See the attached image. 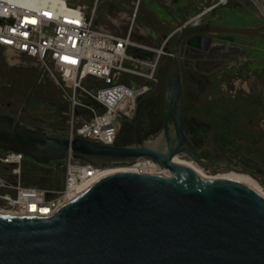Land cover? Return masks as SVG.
Returning a JSON list of instances; mask_svg holds the SVG:
<instances>
[{
    "label": "water",
    "instance_id": "95a60500",
    "mask_svg": "<svg viewBox=\"0 0 264 264\" xmlns=\"http://www.w3.org/2000/svg\"><path fill=\"white\" fill-rule=\"evenodd\" d=\"M178 24L162 132L154 141L125 146L70 139L0 112V150L40 166L57 170L71 152L95 167L147 159L172 172L106 175L47 216L0 213V264H264V196L236 180L203 178L173 161L186 154L202 168L217 163L201 157L184 129V44L208 50L210 35L264 38V23ZM39 105L55 104L31 93L21 113ZM233 170L262 182L249 170Z\"/></svg>",
    "mask_w": 264,
    "mask_h": 264
},
{
    "label": "built area",
    "instance_id": "2783aa9c",
    "mask_svg": "<svg viewBox=\"0 0 264 264\" xmlns=\"http://www.w3.org/2000/svg\"><path fill=\"white\" fill-rule=\"evenodd\" d=\"M99 1L94 0L89 10L70 0H0V48L36 60L53 80L68 106L65 135L110 145L116 143L121 126L134 117L136 103L150 89L149 83L157 81L161 59L173 56L169 42L181 26L177 23L158 45L144 44L133 37L141 0L133 1L123 32L110 27L124 18L122 10L115 16L105 13L106 22H97ZM231 1L197 0L195 14L178 22L183 26L216 22L215 12ZM250 1L264 9L261 0ZM25 160L21 153L0 150V213L51 215L71 200L70 191L89 187L109 169L95 167L70 152L64 164L65 185L38 187L24 183ZM130 166L140 173L166 170L147 159Z\"/></svg>",
    "mask_w": 264,
    "mask_h": 264
},
{
    "label": "rangeland",
    "instance_id": "374dc122",
    "mask_svg": "<svg viewBox=\"0 0 264 264\" xmlns=\"http://www.w3.org/2000/svg\"><path fill=\"white\" fill-rule=\"evenodd\" d=\"M72 4L82 3L87 5L90 10L94 6V0H70ZM148 0H143L147 3ZM164 2V0H163ZM197 6V0H193ZM142 0L138 12L136 23L140 19ZM113 7L112 0H100L97 6L99 22H106L104 19L105 11L111 13ZM216 22L225 25L253 27L264 23V9L256 6L250 0H232L225 8L215 12ZM128 22V21H126ZM178 22L169 25L172 31ZM111 27V26H110ZM212 41L208 50L203 47H192L187 44L183 46L182 70L183 76L188 87L189 64L199 67L203 65L201 75L206 79V93L199 99H195V94L187 98V104L194 106L192 111L197 116L193 117L195 125L202 127L208 126L207 122L214 119L230 109H240L243 116V123L249 125V130H255L264 138V38L260 36H244L238 34H215L210 35ZM178 34L169 42V48L173 53V46ZM135 40V39H134ZM173 56H164L156 69V82H150V89L136 103L138 105L144 98L159 97L161 99V112L164 109L166 81L170 72ZM42 76L41 86L50 85L51 88L61 96V92L53 80L49 78L40 68L36 60L19 57L7 48H0V112L7 113L18 118L23 106L25 96L28 94L37 75ZM22 83L21 88L15 90L17 83ZM183 80V81H184ZM184 106V105H183ZM31 114L36 118L27 120L33 124L31 126L40 130H50L52 132L64 133L66 126L67 110L55 114L54 108L48 105H39L31 108ZM128 122V121H127ZM125 122V123H127ZM162 132V124L149 136V140H156ZM258 158L248 161L243 170L256 173L264 185V147L258 154ZM182 160H186L180 157ZM31 161L25 160L23 168L24 183L32 186L62 188L65 185L66 169L61 166L58 181H43L45 178L38 179L36 182L32 177ZM130 165H106V168H121ZM2 170V169H1ZM56 170V169H55ZM58 170V169H57ZM207 175L216 176L230 172L228 170H204ZM252 177V175H250ZM37 180V181H38ZM259 183V179H255ZM46 183V184H45ZM260 184V183H259ZM260 184V185H261ZM261 185V186H262ZM264 190V186H262Z\"/></svg>",
    "mask_w": 264,
    "mask_h": 264
},
{
    "label": "flooded vegetation",
    "instance_id": "af4514ba",
    "mask_svg": "<svg viewBox=\"0 0 264 264\" xmlns=\"http://www.w3.org/2000/svg\"><path fill=\"white\" fill-rule=\"evenodd\" d=\"M202 69V64L196 68L190 63L188 87L183 79V105L185 108L183 113L184 129L201 157L206 161L217 162L212 168L201 167L202 169H211L213 171L224 169L232 171L233 168H240L246 162L256 160L259 157L258 154L264 147V138L255 130H249V125L243 123V116L240 114V109H230L225 114L222 113L215 116L214 119L207 122L208 126L199 127L195 125L193 117L197 115L192 112L195 108L192 105L189 106L186 104L187 98L192 95V92L196 93L195 99H199L207 91V87L205 86L206 79L201 75ZM23 82L22 80L20 83H17L15 90L21 88ZM41 83L42 76L38 74L22 104H24L25 100L32 93L39 99L54 103L55 105L51 107L54 108L55 114L62 111L64 107L68 111L67 103L62 96H59L50 85L45 84L41 86ZM32 107L37 106H30L28 111L23 113H21V108L18 118L20 117L22 121L27 120V118L35 120L36 118L32 116L30 111ZM162 122L161 99L159 97L144 98L138 105L134 117L121 126L116 143L118 145L134 146L142 144L143 141H152L148 139L149 136L153 134ZM24 123L27 124V122ZM28 125L33 124L28 123ZM179 157L194 163L192 158L186 154L180 155ZM122 165L129 164L123 163ZM55 171V169L40 166L35 162L31 163V172L37 173L34 179L38 183L41 182L38 180L41 178H45V180L41 179L43 184L44 181H58L56 177L50 175Z\"/></svg>",
    "mask_w": 264,
    "mask_h": 264
},
{
    "label": "crops",
    "instance_id": "0c3cea01",
    "mask_svg": "<svg viewBox=\"0 0 264 264\" xmlns=\"http://www.w3.org/2000/svg\"><path fill=\"white\" fill-rule=\"evenodd\" d=\"M134 0H119L113 2L111 11L112 16L122 10L125 12L123 19L110 23L112 29L123 32L127 28L129 14L132 10ZM264 6V0H261ZM196 12L193 0H148L141 6L138 30L134 33V39L148 45H158L161 38L170 32L169 25L175 22H183ZM105 13H107L105 11ZM105 19V18H104ZM234 26V25H232ZM237 26V25H236ZM243 27V26H242ZM174 28V27H173Z\"/></svg>",
    "mask_w": 264,
    "mask_h": 264
},
{
    "label": "bare ground",
    "instance_id": "6f19581e",
    "mask_svg": "<svg viewBox=\"0 0 264 264\" xmlns=\"http://www.w3.org/2000/svg\"><path fill=\"white\" fill-rule=\"evenodd\" d=\"M173 161L187 164L189 167H191L197 174H199L203 178H226V179L236 180V181H239L243 184H246L247 186L253 188L258 193H260L262 196H264V190L262 189V186L253 177H251L249 174H246L243 172H236L235 170H232L230 172H227L226 174H221V175L219 174L216 176H211V175H207L203 171V169L201 167H199L198 165H196L195 163H193L189 160L188 161L182 160V159H180V157L178 155L173 157ZM123 171H135L136 172V167L127 166V167H121V168H110L106 171L105 174L109 175V174H113V173H117V172H123ZM150 173H154V171H150ZM160 174H162L164 176H171L172 172L169 169H166V170H163L162 172H160ZM84 189H85L84 186H80V187L73 189L72 191H70L68 198L73 199L74 197H76V194L78 192H81ZM46 212H49V210H46Z\"/></svg>",
    "mask_w": 264,
    "mask_h": 264
},
{
    "label": "trees",
    "instance_id": "16d2710c",
    "mask_svg": "<svg viewBox=\"0 0 264 264\" xmlns=\"http://www.w3.org/2000/svg\"><path fill=\"white\" fill-rule=\"evenodd\" d=\"M59 173H60V169L56 170L53 174H50V175L56 177V179H57ZM32 175H33L32 177H34L35 175H37V173H32ZM35 177H36V176H35ZM27 185H30V184L27 183Z\"/></svg>",
    "mask_w": 264,
    "mask_h": 264
}]
</instances>
